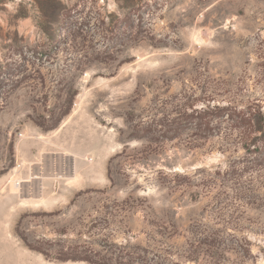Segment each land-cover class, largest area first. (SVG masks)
I'll return each instance as SVG.
<instances>
[{"label": "rangeland", "instance_id": "1", "mask_svg": "<svg viewBox=\"0 0 264 264\" xmlns=\"http://www.w3.org/2000/svg\"><path fill=\"white\" fill-rule=\"evenodd\" d=\"M0 264H264V0H0Z\"/></svg>", "mask_w": 264, "mask_h": 264}, {"label": "trees", "instance_id": "2", "mask_svg": "<svg viewBox=\"0 0 264 264\" xmlns=\"http://www.w3.org/2000/svg\"><path fill=\"white\" fill-rule=\"evenodd\" d=\"M226 111H227L228 118H230V117L233 118L234 117V122H237V123H239L241 125L248 124L251 121L250 119L246 118V113H247L246 111L240 113L239 111H235V110L229 109V108ZM223 114L225 115V110H219L218 112H215V113H213V111H210V112L205 111V113H203V114H200V113H198L197 115L192 114V118L196 119L197 120V124L202 126V125L205 124L206 118H208L209 116H211L213 118L214 117H222ZM207 122H210V119ZM207 122H206V124H207V128H208L209 127V123H207ZM260 122H261V120L259 119V123ZM258 153H260V150H257V154ZM215 242L216 241L214 240V243ZM209 243H210L209 246H212L214 244L212 241H210ZM241 250H243V247H241Z\"/></svg>", "mask_w": 264, "mask_h": 264}, {"label": "water", "instance_id": "3", "mask_svg": "<svg viewBox=\"0 0 264 264\" xmlns=\"http://www.w3.org/2000/svg\"><path fill=\"white\" fill-rule=\"evenodd\" d=\"M36 179H38V178H36ZM40 179V178H39Z\"/></svg>", "mask_w": 264, "mask_h": 264}]
</instances>
